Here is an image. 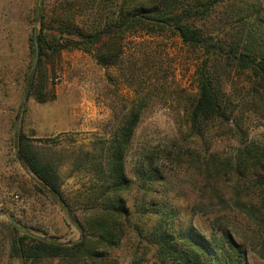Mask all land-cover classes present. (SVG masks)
<instances>
[{
    "label": "trees",
    "instance_id": "16d2710c",
    "mask_svg": "<svg viewBox=\"0 0 264 264\" xmlns=\"http://www.w3.org/2000/svg\"><path fill=\"white\" fill-rule=\"evenodd\" d=\"M42 1L35 7L38 47L27 96L40 103L54 98L48 57H58L64 49L79 48L110 67L123 54V41L130 33L175 35L198 53L194 91L178 98L184 115L178 127L185 139L201 144L204 154L188 160L189 166L196 164L192 189L197 199L183 209L170 198L164 165L153 154H143L130 177L126 156L149 104L146 93L139 95L110 139L77 161V169L89 173L90 180L75 197L82 212L76 217L55 166L40 156L31 138L17 132L18 160L65 209L80 236L60 242L9 221L10 256L20 264H146L147 254L159 264H246L249 249L264 259V146L247 142L243 129L250 112L264 119L262 0H60L52 8ZM87 6L95 11L93 20L80 23L79 11ZM225 130L237 136L239 148L232 158L221 160L208 152L207 140ZM133 189L137 195L126 199ZM225 210L246 219L249 235L241 242L221 221L224 215L215 219L209 233L185 215ZM128 234L145 250L133 252L125 263L114 251Z\"/></svg>",
    "mask_w": 264,
    "mask_h": 264
},
{
    "label": "rangeland",
    "instance_id": "374dc122",
    "mask_svg": "<svg viewBox=\"0 0 264 264\" xmlns=\"http://www.w3.org/2000/svg\"><path fill=\"white\" fill-rule=\"evenodd\" d=\"M59 1L43 0L42 4L52 8ZM39 2L0 0V264H20L10 256L9 221L19 228L54 236L60 242L74 241L80 236L65 209L18 160L14 144L17 132L31 138L34 149L55 166L76 217L82 212L74 204L75 197L90 180L89 173L77 169V161L82 153L110 139L118 121L139 95L146 93L149 104L126 156L130 177L134 176L141 156L153 154L164 165L172 189L170 198L183 205V209L187 202L197 199L192 189L197 177L196 164L189 166L188 160L204 154L201 144L185 139L178 127L184 116L178 98L194 91L193 69L198 53L175 35L130 33L123 41V54L110 67L101 66L91 53L79 48L64 49L58 57H48V82L54 88V98L40 103L27 96L26 83L36 62L34 31L39 24L35 7ZM105 4L110 5L109 1ZM94 13L87 6L79 11L77 21H92ZM233 92L238 95V90ZM244 121L246 141L264 146V119L250 112ZM207 141L208 152L221 160L232 158L239 148L237 136L228 130ZM135 195L137 191L133 189L125 197L130 200ZM185 215L192 217L204 233H209L215 219L224 215L227 221H221L228 224L237 241L249 235L246 219L237 212H196L191 216L186 211ZM142 250L144 244L128 234L114 254L126 263L133 252ZM146 257V264H159L150 254ZM245 262L264 264V259L247 249Z\"/></svg>",
    "mask_w": 264,
    "mask_h": 264
},
{
    "label": "water",
    "instance_id": "95a60500",
    "mask_svg": "<svg viewBox=\"0 0 264 264\" xmlns=\"http://www.w3.org/2000/svg\"><path fill=\"white\" fill-rule=\"evenodd\" d=\"M34 41H35V47H36V50H37V46H36V31H34Z\"/></svg>",
    "mask_w": 264,
    "mask_h": 264
},
{
    "label": "built area",
    "instance_id": "2783aa9c",
    "mask_svg": "<svg viewBox=\"0 0 264 264\" xmlns=\"http://www.w3.org/2000/svg\"><path fill=\"white\" fill-rule=\"evenodd\" d=\"M15 197H17V195H15Z\"/></svg>",
    "mask_w": 264,
    "mask_h": 264
}]
</instances>
